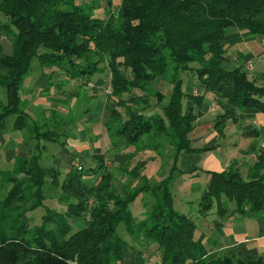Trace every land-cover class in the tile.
Returning a JSON list of instances; mask_svg holds the SVG:
<instances>
[{
	"label": "trees",
	"instance_id": "trees-1",
	"mask_svg": "<svg viewBox=\"0 0 264 264\" xmlns=\"http://www.w3.org/2000/svg\"><path fill=\"white\" fill-rule=\"evenodd\" d=\"M91 8L78 0H0V86L7 92L6 103L0 96V126L16 115L14 129L29 126L39 144L44 138L64 147L55 130L29 124L22 107L21 87L33 60L49 83L58 73L67 79L63 84L74 79L86 85L94 74L108 71L112 105L105 126L112 147L164 135L174 161L160 181L152 184L143 177L121 197L106 166L111 154L97 152L94 166L63 171L42 162L39 145V152L18 158L11 170L0 173L9 184L0 199V264H122L129 251L135 254L133 264H264V253L207 250L204 235H196L195 220L175 209L171 187L180 154L209 148L192 143L205 93L216 96L214 128L220 135L238 110L264 112V77H250L244 63L228 54L232 31L248 30L264 42V0H120L105 18L94 16ZM5 37L12 40L11 53L1 42ZM179 71L196 76L193 89L199 92L183 88ZM159 77L168 83V93L158 87ZM151 107L156 108L148 113ZM144 162L137 159L132 169L119 166L132 176L146 167ZM234 165L205 170L209 179L200 210L207 214L215 208L222 218L257 215L264 223V146L246 178ZM47 183L61 189L58 199L66 202L65 211L44 205ZM144 192L152 200L136 217L130 206ZM40 206L45 213L32 225L28 212ZM121 224L154 251L146 257L131 249L117 232Z\"/></svg>",
	"mask_w": 264,
	"mask_h": 264
},
{
	"label": "rangeland",
	"instance_id": "rangeland-1",
	"mask_svg": "<svg viewBox=\"0 0 264 264\" xmlns=\"http://www.w3.org/2000/svg\"><path fill=\"white\" fill-rule=\"evenodd\" d=\"M119 1L120 0H78L79 3L92 5L93 8L90 10L91 13L99 18H105L108 13L114 12ZM1 42L4 50L11 53L13 50L12 40L5 37L1 39ZM259 44V41H252L249 45L254 50L258 51V49H261L258 46ZM232 53H237V50L230 46L228 48V54L232 55ZM252 59L255 64L254 70L248 73L250 77L254 76L257 72L263 71L259 59H256V61L254 58ZM247 60L248 59L243 62L244 65ZM37 63V60L34 59L32 62V70L24 77V82L21 87L23 99L22 107L31 113L30 115L27 112L29 115L28 123H38L42 130L47 128L48 130H55L58 132L57 136L60 140L66 141V144L76 149L74 153H71V155L74 154L76 158V161L73 160L74 163H67V161L62 159L57 163V161H55V156L57 154L56 150L59 151L61 145L59 143L56 144V142L43 140V138L40 145L41 151L43 150L42 162L45 165L60 164L63 171H67L70 166L73 165L87 168L97 163L92 157L93 154L97 152L111 154L112 157L107 160L106 166H109L108 169L113 174L111 178L112 186L121 197H125L132 193L136 185L140 182L142 184L143 177L145 180L147 178L152 184H155L160 181L163 176L168 174L172 162L174 161V149L167 136L160 135L154 137L152 135H147L131 145L126 143L115 148L112 147L114 139L110 137L106 126H104L109 116L108 110L105 109L104 113L100 115L99 118L102 117L101 121L96 119L92 122L99 114V112L96 113L95 111L98 103L101 109L104 103L107 106L112 105L108 97L111 91L110 87L107 85L109 76L105 74H109L108 71L94 74L90 78L88 84H82L81 86L79 82L74 79L71 81L68 80L67 84H63V80L67 79L64 77L61 78V75L56 73L50 79L51 84L46 77L47 84L46 86L43 84L44 87L42 90L38 85L36 86V80H38L41 74V70ZM231 65H234L233 62ZM44 73L43 71L42 74L45 75ZM46 73H49V71ZM100 75L106 78L107 81L98 82L97 78ZM177 77L182 79V85L185 90H189V87L193 88L197 84L196 76H190L186 72L179 71ZM159 79L158 87L168 93L170 89L168 83L162 77H159ZM153 86L156 87L155 84ZM48 87L49 89H46ZM196 92H199V90ZM0 96L6 103L7 92L5 86H0ZM213 101V93H205L204 104H209L208 106H211ZM49 106H51V108H49ZM155 108L156 107H151L147 109V112L150 113V111ZM217 113V110L213 111L209 108L208 112L202 114V120L204 122H206L207 119L213 121ZM205 115L207 117H203ZM44 117L46 118L44 119ZM15 119L16 115H11L7 118L4 136L8 138L9 144L4 145L3 154L7 153L6 151L11 148L19 151L26 149L29 144L35 142L37 144V141L28 142L30 138L28 127L18 130L13 128ZM231 121L232 120L228 122V124H230L229 127L227 126L229 129L227 127L224 129L222 134L224 137H220L217 141L218 144H220L218 148L209 147L211 144H209L208 140L206 141L207 138L194 144L195 147L199 148L209 147L207 150L201 152L202 161L197 163V167L192 171L184 170V168H182L183 165H181L179 161L178 166L180 169L174 171V177L171 182L175 209L181 213L190 215L195 220L197 225L196 235L198 236L203 233L208 235L210 238H206L204 243L206 249L210 250L214 247L216 250L215 254L219 255H224L226 253L224 249L220 248L221 244L232 245L236 243L239 238L245 239L246 237L249 239L246 243L248 248L257 246L260 252L264 251V245H259V241H257L261 233L264 232V223L258 219L257 215L237 213L234 215V220H232L231 225L227 228L222 226L223 233H220L219 230L212 229V226L217 223H223L226 217L222 218L219 216L215 208L207 214L200 210L202 195L205 192L209 178L205 170L221 171L226 169L229 165L235 164L234 166H238L240 172L246 178L255 159L251 153L241 154L239 152L240 149L247 152L249 147L253 146L259 149L264 146V136L262 134L246 139L247 135H243L241 127ZM226 129H228L227 132ZM225 132L226 136L224 135ZM205 136H207V133ZM7 138H5L6 141ZM45 144L47 149L44 150ZM154 146H156L155 149L153 148ZM36 151L39 152L40 149L34 147L32 152ZM125 155H127L126 159ZM79 158H81V160H79ZM137 159L145 160L144 163L146 165L142 170H138L137 175L139 174V177L134 174L129 176L127 173H124L123 167L127 169L134 168ZM7 161L5 157L1 156L0 173L11 170L14 167L15 161L13 163L12 161ZM120 164H122L123 167L120 168ZM21 177H23V175ZM90 177L92 181L95 179L94 175H90ZM50 186L51 185L47 183L45 189L47 197L44 205L56 210L65 211L66 202L59 201L58 199L61 189ZM8 187L9 184L4 180V176L0 174V199L2 193H5ZM150 200H152V198L149 194L145 192L139 194L130 206L133 214L136 217L143 216L147 208H149L147 204H149ZM45 206H40L36 210L28 212L32 225L40 223L41 217L45 213ZM117 232L128 241L131 249L141 250L146 257L149 256L148 253L154 251V246L145 248V243L136 241L133 237H130L123 224L118 227ZM239 253L241 254V252ZM258 255L259 254L254 255V257ZM133 259L135 260V254L129 251L122 264H133Z\"/></svg>",
	"mask_w": 264,
	"mask_h": 264
},
{
	"label": "crops",
	"instance_id": "crops-1",
	"mask_svg": "<svg viewBox=\"0 0 264 264\" xmlns=\"http://www.w3.org/2000/svg\"><path fill=\"white\" fill-rule=\"evenodd\" d=\"M257 37H258L257 35L249 32L248 30L238 29V30H235V31H232V32L229 33L228 42H229L230 46L236 48V50H237V53H232V55L230 54L233 62L241 63V62H244L246 59L254 58L255 61H256V59H259V61L262 64L261 68L263 69V71L262 72H257L254 76H260L262 78V77H264V58H263V56H264V42L259 37H258L259 39ZM252 41H257V42L259 41L260 44L258 46L261 49H258V51H256L252 47H250L249 44ZM254 64H255V62H254ZM102 73H104V72H102ZM105 74L108 75L109 79H110V75L107 74V73H105ZM39 78H38V80H36V83H37L36 86L38 85L43 90V87H44L43 84H45V86H46L47 82H46V76L42 74V70H41V74H40ZM97 79H98L97 80L98 82H100V81L105 82V80L107 81V79L101 77V75ZM107 85L109 86V81H108ZM190 89L194 90L195 92L197 91V90H195V88L193 89V88L189 87V90ZM213 100L214 101L211 103V106H208L209 104H204L203 105L202 112L197 117L196 127H195V129H194V131L192 133L193 146H194L195 143L203 141V140H205V138H207L206 141L208 140L209 144L212 145V146L210 145L209 147L218 148L220 146V144H218V142H217L218 139L220 137H224L223 135L221 136L220 134H218V132L214 128V120L213 121L212 120L209 121V119H207L206 122H204L202 120V114L208 112L209 108L211 110H213V111H215V110L219 111V106H218V103L216 102L215 94H213ZM49 108H51V106H49ZM108 108H109V105L107 106L104 103L103 106H102V109H101V107H100V105L98 103L96 108H95V111H96V113L99 112V114L96 116L95 119H93L92 122H94V120H96V119H98V121L99 120L101 121L102 117L99 118L100 115L104 113L105 109L108 110ZM26 112H28L31 115V113L29 111L26 110ZM203 117H207V116L205 115ZM45 118L46 117H44V119ZM235 118L236 119L234 121L232 120L231 122L234 123V124H238V126L241 127L243 135H245V136L247 135L246 139H248L250 137L259 136L261 134L264 136V133H263V130H264V112H262L260 110H257V109L238 110L236 112ZM229 125L230 124H227L228 127H229ZM13 128H14V126H13ZM228 129H226V132H227ZM28 131L30 133V138H29L28 142L31 143L32 141H34V142L37 141L35 139V137L33 136V133H32V131H31L29 126H28ZM5 132H6V126L4 128L0 126V143H1L0 144V158H1V156L5 157V159L8 160L7 162H11L12 161V163H13L14 161H16L20 157L28 156L34 150V147L37 148L40 145L39 142L37 141V144H36V142L33 143L34 145L33 144H29L28 147L26 149H24V150H19L18 151L17 149L11 148V149H8V151H6L7 153L3 154L4 145L5 144H7V145L9 144L8 143V138L4 136ZM205 132L207 133V136H205L206 135ZM226 132L224 133L225 136H226ZM5 138H7V141H6ZM43 140H46V139H43ZM50 142H52V141H50ZM56 144H58V143H56ZM196 148H199V147H196ZM45 149H47L46 144L44 145V150ZM259 149H256L255 147L252 146V147H249V150L247 152H244L243 149H240L239 152L241 154L242 153H245V154H250L251 153V155L254 156V159H255V153ZM74 150H76V149L74 147H70L69 144H66L64 147L61 145V149L59 151L56 150L57 154L55 153L56 154V156H55L56 160L55 161H57V163H58L59 160L62 159V160L67 161V163L68 162L74 163L73 160H71V157H70V154H69L70 153L69 151H74ZM201 152L202 151H200V152H185L184 151V152H182L180 154L178 163L180 161L181 165H183L182 168H184V170L192 171V170H194L197 167V163H200L202 161ZM42 154H43V150H42ZM57 165H60V164H57ZM233 218H234V216H232V217L230 216V217L224 219L223 223L215 224L214 226H212V229H215V230L217 229V230L220 231V233H223L222 226L225 227V228L229 227L231 225L232 220H234ZM203 235H204V242L206 241V238H210L208 235H206L204 233H203ZM248 240L249 239L247 237L245 239H240L239 238L236 241V243H234L232 245L221 244L220 248L224 249L226 251V253L231 254V255L232 254L240 255L239 252H241V255L249 254L251 256H254L256 254L260 255V254L264 253V251L260 252V250L258 249L257 246H254L253 248H248L246 246V243L248 242ZM257 241H259L258 242L259 245H261V244L264 245V232L261 233V235L258 237ZM212 250L213 251L215 250L214 247L212 248ZM134 261L135 260L133 259V262Z\"/></svg>",
	"mask_w": 264,
	"mask_h": 264
},
{
	"label": "built area",
	"instance_id": "built-area-1",
	"mask_svg": "<svg viewBox=\"0 0 264 264\" xmlns=\"http://www.w3.org/2000/svg\"><path fill=\"white\" fill-rule=\"evenodd\" d=\"M245 68L249 71L254 69V61L252 59H248L247 62L245 63ZM79 169H81V166H77Z\"/></svg>",
	"mask_w": 264,
	"mask_h": 264
}]
</instances>
